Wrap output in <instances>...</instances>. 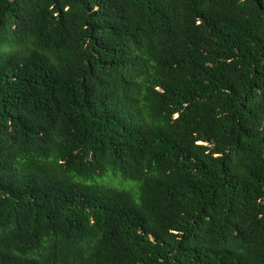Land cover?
I'll return each mask as SVG.
<instances>
[{
    "label": "trees",
    "instance_id": "obj_1",
    "mask_svg": "<svg viewBox=\"0 0 264 264\" xmlns=\"http://www.w3.org/2000/svg\"><path fill=\"white\" fill-rule=\"evenodd\" d=\"M0 264H264V0H0Z\"/></svg>",
    "mask_w": 264,
    "mask_h": 264
}]
</instances>
